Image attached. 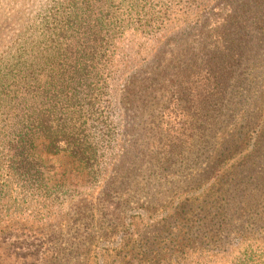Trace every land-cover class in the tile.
<instances>
[{"label": "rangeland", "instance_id": "1", "mask_svg": "<svg viewBox=\"0 0 264 264\" xmlns=\"http://www.w3.org/2000/svg\"><path fill=\"white\" fill-rule=\"evenodd\" d=\"M131 1L122 0V11ZM47 3L27 2L36 11ZM137 6L154 10L157 29L148 36L126 30L109 66L110 136L98 145L99 176L41 151L47 166L67 171L49 186L68 196L31 201L23 193L14 202L0 145V264H157V232L182 226L165 219L211 213L209 201L231 205L235 226H243L216 258L249 251L252 264H264V169L255 161L236 191L226 188L240 158L232 161V154L246 147L242 136L231 143L234 129L261 112L248 131L249 149L264 142V0H137ZM235 15L257 18L242 27ZM240 53L247 67L236 63ZM213 54L221 59L206 65ZM150 70L157 72L154 85L135 76ZM129 83L141 98L127 95ZM249 216L260 220L246 225Z\"/></svg>", "mask_w": 264, "mask_h": 264}, {"label": "trees", "instance_id": "2", "mask_svg": "<svg viewBox=\"0 0 264 264\" xmlns=\"http://www.w3.org/2000/svg\"><path fill=\"white\" fill-rule=\"evenodd\" d=\"M34 1L0 0V31L4 23L6 35L0 40V145L7 151L14 202L23 193L31 194V201L40 195L49 201L51 195L54 200L68 196L67 189L49 186L56 176L66 178L67 171L57 173L47 166L41 151L63 155L72 165L99 176L103 163L98 145L107 144L110 136L106 123L108 105L104 101L109 66L126 30L148 36L157 29L154 10L140 9L137 0L131 1L129 12L122 11V0H47V7L38 11L36 4H27ZM2 5L10 6L6 13ZM255 18L240 17L239 24L244 27ZM217 58L220 60L221 56L211 55L206 65ZM247 60V54L240 53L236 63L247 67ZM135 76H142V84L157 83V72L153 70ZM133 86L129 83L127 95L141 98L140 90ZM260 114L247 117L242 128L234 129L237 137L231 143L235 146L242 136L246 147L232 154V161L240 158L228 176L231 182L226 188L231 191L243 184L244 171L251 164L256 165L255 161L261 171L264 169V142L249 149L253 131H248L252 123H258L255 121ZM215 125L211 122V126ZM207 206L211 213L206 215L165 219L170 220L169 226L176 222L182 226L176 231L157 232V264H252L249 251L233 255L230 252L223 260L216 258L226 251L228 238L238 235L243 226H235L231 205L209 201ZM259 220L260 216H249L245 223L253 225Z\"/></svg>", "mask_w": 264, "mask_h": 264}]
</instances>
